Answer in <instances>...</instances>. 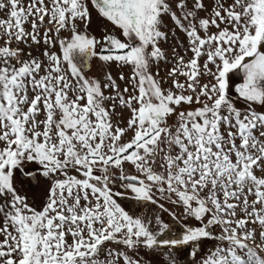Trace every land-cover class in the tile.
Wrapping results in <instances>:
<instances>
[{
  "label": "snow or ice",
  "instance_id": "6c2138e0",
  "mask_svg": "<svg viewBox=\"0 0 264 264\" xmlns=\"http://www.w3.org/2000/svg\"><path fill=\"white\" fill-rule=\"evenodd\" d=\"M92 10L124 39L80 31ZM165 16L192 53L187 61L177 53L168 89L151 67L166 59ZM91 58L130 67V77H119L126 86L110 72L86 76ZM181 105L189 110L177 112ZM257 106L264 108V0H214L211 9L204 0H0V264H144L143 249L202 238L220 242L202 264H264ZM117 107L130 111L124 127L113 124ZM26 163L50 181L39 210L16 188L17 171L33 175ZM117 177L134 199L161 209L166 200L199 224L164 239L159 217L154 233L117 201Z\"/></svg>",
  "mask_w": 264,
  "mask_h": 264
},
{
  "label": "rangeland",
  "instance_id": "374dc122",
  "mask_svg": "<svg viewBox=\"0 0 264 264\" xmlns=\"http://www.w3.org/2000/svg\"><path fill=\"white\" fill-rule=\"evenodd\" d=\"M204 2L207 4V6L211 9V7L214 4V0H204ZM207 14L204 12L200 13V16H206ZM221 27H224V25H221ZM82 32H87L91 36H95L97 39H102L105 35L111 34L116 35L120 39H124L123 36L120 34V31L115 28L110 22L106 21L104 18L100 17L98 13L95 10H92L91 14V22L88 24V26L85 28L83 24L80 25L79 28ZM162 31L167 33L168 39L167 40H160L159 41V47L161 51L163 52L166 59L161 60L159 62H154L152 64V71L153 74H157V78L162 81V87L165 89H168L171 87V80L168 78L167 73L168 71L173 67L175 63V59L177 56V53L180 56H183L185 61L189 60L192 57L191 51H186L188 48V42L186 39V36L183 32L178 29L175 24L172 22L170 17L165 16L163 18L162 22ZM212 32H215V28H211ZM202 34V33H201ZM62 36H68L67 32H62ZM22 47H25L22 45ZM26 51H29V49L25 48ZM33 56L40 57L41 53L43 52V46L39 49H37L35 46H33L30 49ZM52 51H56L59 54V48L58 46ZM99 51V49H97ZM90 63L88 66L83 67V71L86 76L94 77L100 80L104 79V76L107 73H111L113 78L117 80V83L120 84L121 89L125 87V82L121 81L119 79L120 75L123 74L126 78L130 77L131 75V68L130 67H119L117 64L112 63L111 65H105L103 61H100L98 58H91L88 60ZM201 65L204 63V60H200ZM181 82H183V77L180 78ZM210 77H203L201 82L206 83ZM242 82V75L237 73L234 75H230L229 83L230 93L234 94V87L235 85ZM130 87V85H129ZM198 105L193 104L191 108H195ZM236 107L243 109L245 105L242 101H239L236 103ZM189 110V106L187 105H181L177 112L179 111H186ZM257 111L264 112V108H261L259 106L256 107ZM116 115H113L112 120L113 124L116 125L119 123L120 127H124L126 125V121L130 118V111L128 109H122L120 107L116 108ZM176 117H170L169 123H173L175 121ZM128 136H131V133L128 134ZM125 139H128V137H125ZM125 169L129 173H133L134 169L131 165H125ZM25 172H32V176L25 175L24 172L17 171L16 178H15V184L17 191L19 194L26 196L28 199V202L33 207L37 208L38 210L44 203L46 199V193L47 188L50 184V181H48L46 178H44L42 175L39 174V165L35 163H26L24 165ZM99 174V173H97ZM259 174V173H257ZM118 180L115 183H119ZM113 183V184H115ZM121 185V184H120ZM123 190H120L119 192H122ZM127 193H130V191H127ZM124 195V192H123ZM128 196H116L115 198L117 201L126 208L130 202L132 201L131 198L133 196H130L129 199H126ZM160 203L164 204V209H167V211H159L156 212V209L151 203L146 204L143 207H141L143 210L139 212V210H133L131 215L133 217H139L143 220H145L146 223L149 224V227L154 231V233H158L159 226L156 223V218L159 217L161 219L162 224H167L168 229L163 234L164 239H170L173 238L174 235V222L179 224L180 222L185 224L187 221L193 222L195 225L197 223L195 220H192V217H186L183 213V210L181 207L173 205L172 203L161 199ZM140 209V208H139ZM160 209V208H159ZM158 209V210H159ZM157 210V211H158ZM172 220V221H171ZM174 220V221H173ZM198 222V221H197ZM199 224V222H198ZM214 233L219 234L221 229L219 227H215L212 229ZM220 242L218 240H210L207 238L201 239L197 245L196 248L193 250H189V258L187 264H202V261L207 255L214 250L217 245ZM186 254V250L183 248V245L175 246V247H165L161 246L154 250L149 249H143L140 255V258L143 260L144 264H182L180 263V259H184Z\"/></svg>",
  "mask_w": 264,
  "mask_h": 264
},
{
  "label": "trees",
  "instance_id": "16d2710c",
  "mask_svg": "<svg viewBox=\"0 0 264 264\" xmlns=\"http://www.w3.org/2000/svg\"><path fill=\"white\" fill-rule=\"evenodd\" d=\"M121 183L119 182V183H115V184H112V189H113V192H119L120 190H123L122 192H120V193H123L124 192V195L125 196H128L126 199H129L130 198V196H133V194H131V192L130 193H127V191L128 190H125V189H123L122 187H121V185H120ZM124 195H122V196H124ZM132 199V201L130 202V204L126 207V208H124V206L123 205H121L130 215L132 214L131 212L133 211V210H139V212L140 211H142L143 209L141 208V207H143L144 205H146V204H150V203H148V202H143V201H138V200H136V199H134V196H133V198H131ZM121 203V202H120ZM163 204V203H162ZM153 205V204H152ZM155 208H157L158 207V209L160 208L158 205H155L154 206ZM140 208V209H139ZM156 209V212H159L160 210L161 211H163L164 209ZM158 210V211H157ZM192 220H195L194 218H192ZM172 221V220H171ZM174 221V220H173ZM195 222L197 223V225H198V222L195 220ZM184 223V222H183ZM183 223H179V224H177V223H175L174 222V237L173 238H180V237H182V234H183V232L186 230V227H195V226H197V225H195L193 222H191V221H187V222H185V224H183ZM217 234V233H216ZM203 239V238H202ZM207 239H210V238H207ZM201 240V239H200ZM199 240V241H200ZM210 240H215V239H210ZM199 241H195V242H190L189 244H187V245H183V248L186 250V254H185V257H184V259H180V263H182V264H187L188 262V259H190L189 258V250L191 251L192 249L194 250L195 248H196V245H197V243L199 242ZM197 249V248H196Z\"/></svg>",
  "mask_w": 264,
  "mask_h": 264
},
{
  "label": "built area",
  "instance_id": "2783aa9c",
  "mask_svg": "<svg viewBox=\"0 0 264 264\" xmlns=\"http://www.w3.org/2000/svg\"><path fill=\"white\" fill-rule=\"evenodd\" d=\"M118 180H119V179H118V177H117V178L115 179V182H117ZM115 182H114V183H115Z\"/></svg>",
  "mask_w": 264,
  "mask_h": 264
},
{
  "label": "water",
  "instance_id": "95a60500",
  "mask_svg": "<svg viewBox=\"0 0 264 264\" xmlns=\"http://www.w3.org/2000/svg\"><path fill=\"white\" fill-rule=\"evenodd\" d=\"M89 64H90V63H89V62H87L86 66H88ZM86 66H85V67H86Z\"/></svg>",
  "mask_w": 264,
  "mask_h": 264
}]
</instances>
